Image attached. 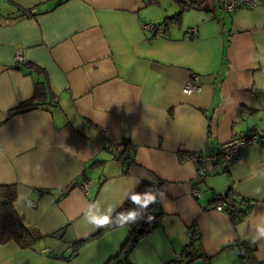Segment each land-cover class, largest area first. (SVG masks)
<instances>
[{
  "label": "crops",
  "instance_id": "crops-1",
  "mask_svg": "<svg viewBox=\"0 0 264 264\" xmlns=\"http://www.w3.org/2000/svg\"><path fill=\"white\" fill-rule=\"evenodd\" d=\"M256 2L230 13L204 0L166 29L180 10L174 0H0V184L17 185L21 218L46 236L33 248L0 243V264H107L129 225L74 244L102 228L91 217H111L143 182L159 183L160 226L131 264H169L193 235L205 264H241V239L264 259V145L206 176L185 157L264 127V0ZM193 76L202 91L185 94ZM36 92L37 107L10 112ZM231 188L252 203L237 223L215 208Z\"/></svg>",
  "mask_w": 264,
  "mask_h": 264
},
{
  "label": "trees",
  "instance_id": "trees-1",
  "mask_svg": "<svg viewBox=\"0 0 264 264\" xmlns=\"http://www.w3.org/2000/svg\"><path fill=\"white\" fill-rule=\"evenodd\" d=\"M162 0H146L147 4H160ZM180 10L173 16H168L164 20L166 29L169 25L180 20L183 12L189 8L200 6L204 0H174ZM31 10V9H28ZM28 10H24V15H29ZM234 12V11H233ZM232 13V12H230ZM160 26V25H158ZM37 92L34 95L11 109V113H21L37 107ZM159 183L143 182L122 204V206L111 216L112 222L109 225L102 226L95 234L85 240L78 241L74 244V251L86 242L98 239L107 232L119 228L121 214L127 215L129 210H135L136 219L129 222L131 233L123 244L122 248L116 256H114L107 264H131L130 255L136 245L142 238L155 231L160 226V214L156 210L155 203H151L147 208L142 204H136L131 201L133 195H139L141 200L149 195L157 197ZM235 190L231 188L226 195L218 196L217 201L226 205V211L230 214L235 223L244 219L251 209L252 203L247 198L237 197ZM18 198V187L16 184H0V243L15 241L20 246L33 248L46 236L37 229H33L25 224L21 218L15 202ZM152 219L149 220L148 217ZM143 220H148L147 224H143ZM198 236L193 235L192 240L186 248L180 253V259L174 258L171 264H191L199 259H204L205 255L198 244Z\"/></svg>",
  "mask_w": 264,
  "mask_h": 264
},
{
  "label": "built area",
  "instance_id": "built-area-1",
  "mask_svg": "<svg viewBox=\"0 0 264 264\" xmlns=\"http://www.w3.org/2000/svg\"><path fill=\"white\" fill-rule=\"evenodd\" d=\"M223 9L227 12H233L240 6L254 7L256 6V0H219ZM35 12L34 9L28 10V14L31 15ZM146 27L153 30L154 34L157 35L159 32L163 31V28L157 24H146ZM18 64L25 63L26 58L22 53H18L15 56ZM202 91V85L198 82L196 76H193L183 87V92L185 94H198ZM264 145V127L261 125H256L254 130L248 134H243L235 136L230 140L221 144L217 152L213 154H208L203 151L193 152L186 154L185 157L194 160L198 164V171L201 176H206L210 172L214 171L220 162H224L229 165L234 161H237L240 156L242 149L255 145ZM91 179H85L82 184V189L89 192V187L91 184ZM192 194L194 197L198 198L202 196V191L199 187H194L192 189ZM35 204V203H34ZM217 210L226 211V205L223 202H219L215 205ZM237 245L241 252V264H264V259H259L256 256V247L254 243L248 240H239ZM177 259H180V254L176 255ZM171 264V263H169Z\"/></svg>",
  "mask_w": 264,
  "mask_h": 264
},
{
  "label": "clouds",
  "instance_id": "clouds-1",
  "mask_svg": "<svg viewBox=\"0 0 264 264\" xmlns=\"http://www.w3.org/2000/svg\"><path fill=\"white\" fill-rule=\"evenodd\" d=\"M131 201L136 204H142L143 207L147 208V206L151 203H155V197L152 195L147 196L143 200H141V197L139 195H133L131 197ZM30 206V202H29ZM136 219V212L135 210H129L127 215L121 214L120 217V225L128 224L130 221L134 222ZM149 220L152 219L151 216L148 217ZM112 222V218L110 216H102V217H91L89 219V223L93 224L96 227H102L109 225ZM259 235L264 237V229L260 230Z\"/></svg>",
  "mask_w": 264,
  "mask_h": 264
},
{
  "label": "water",
  "instance_id": "water-1",
  "mask_svg": "<svg viewBox=\"0 0 264 264\" xmlns=\"http://www.w3.org/2000/svg\"><path fill=\"white\" fill-rule=\"evenodd\" d=\"M148 223V220H143V224H147ZM191 264H205L204 260L202 259H199V260H196L195 262L191 263Z\"/></svg>",
  "mask_w": 264,
  "mask_h": 264
},
{
  "label": "rangeland",
  "instance_id": "rangeland-1",
  "mask_svg": "<svg viewBox=\"0 0 264 264\" xmlns=\"http://www.w3.org/2000/svg\"><path fill=\"white\" fill-rule=\"evenodd\" d=\"M81 187H82V184H81Z\"/></svg>",
  "mask_w": 264,
  "mask_h": 264
}]
</instances>
